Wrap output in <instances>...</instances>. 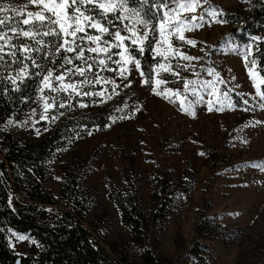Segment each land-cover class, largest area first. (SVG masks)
Masks as SVG:
<instances>
[{
	"label": "rangeland",
	"instance_id": "obj_1",
	"mask_svg": "<svg viewBox=\"0 0 264 264\" xmlns=\"http://www.w3.org/2000/svg\"><path fill=\"white\" fill-rule=\"evenodd\" d=\"M250 1L208 0L202 7L216 11L246 10ZM11 2L24 4L27 0ZM27 10L34 8L29 6ZM230 30L225 23L206 25L187 33L197 40L198 45L195 48L184 46L181 51L202 59L192 61L195 69L189 68L181 75L194 79L192 73L195 71L203 79H211L207 69L214 68L227 81L220 87L233 89L230 95L237 104L234 109L209 112L201 105L196 108V115L191 116L178 110L179 101L173 105L151 95L146 87L133 86L118 89L120 95L127 93L120 106L113 104L117 99L113 96L104 104L89 103L85 109H58L54 113L64 112V115L73 117L82 111L97 110L120 117L129 115L137 102L144 105L142 111L129 119L109 121L110 127L98 131L93 128L88 137L75 135L71 144L67 143L51 161L45 184L48 190L57 193L64 163L76 161L83 164L88 171L83 184L93 195L87 221L101 225L107 247L123 243L136 263L143 248L131 243L130 228L121 219L118 206L110 199L111 183L119 187L131 186L140 205L150 209L155 181L163 180L167 175L176 189L174 205L167 219L152 223L149 231L158 257L171 264H264V124L255 123L264 121V108L259 107L256 87L249 79L239 51L244 45L238 43ZM262 32L264 36V28ZM251 36L247 34L249 39ZM161 76L169 81L173 79L168 74L162 73ZM167 86L182 89L181 82ZM258 86L262 91L263 84ZM238 93L245 94L244 99L249 101L247 106L241 104ZM125 102L129 108L115 111ZM37 107L36 104L33 106ZM245 107L249 110L245 111ZM29 112L11 119L22 121ZM63 116L51 124L39 121L38 114L33 117L38 121L34 127L40 129L39 135L33 127L8 125L7 122L4 130L23 141H34L44 137ZM45 126L49 128L47 132L43 131ZM57 176L61 179H55ZM206 222L241 232L225 243L218 239L207 240L199 232V227ZM220 232L223 231L220 229ZM12 242L15 248L11 249L20 253L18 256L28 253L31 245L28 240L17 241L12 237Z\"/></svg>",
	"mask_w": 264,
	"mask_h": 264
},
{
	"label": "snow or ice",
	"instance_id": "obj_2",
	"mask_svg": "<svg viewBox=\"0 0 264 264\" xmlns=\"http://www.w3.org/2000/svg\"><path fill=\"white\" fill-rule=\"evenodd\" d=\"M134 3L135 0H27L24 4H14L11 0H0V68L5 70L0 74V88L8 95L20 92L25 78L35 80L32 102L38 106L31 108L24 120L8 119L7 124L33 127L39 135L40 129L34 127L38 121L33 119L37 114L39 121L55 123L64 115V112L54 114L58 109H85L89 103L104 104L120 95L118 89L133 86L146 87L151 95L173 105L179 101L178 110L191 116L196 115V108L201 105L209 112L236 108L230 95L233 89L220 87L227 81L214 68L207 69L211 79H203L195 71L192 73L194 79L181 75L189 68L195 69L192 61L202 59L181 51L184 46L195 48L198 45L187 33L206 25L227 23L226 13L202 7L208 0H154L151 3L138 0L133 6ZM146 3L148 8H145ZM29 6L34 10H26ZM197 9H200L199 13ZM262 41L264 36H251L239 49L249 79L256 87L255 96L259 97L260 108H264V92L258 85L264 84V77L259 74L258 60L253 52L259 55L258 45ZM146 52L151 57L147 62L144 61ZM162 73L173 79L162 78ZM176 82L182 83V89L167 86ZM97 85L100 86L98 89ZM244 95L238 93L241 104L247 106L249 101ZM29 99L25 95L21 102ZM125 108H129L126 102L115 111L122 112ZM143 108L144 105L137 102L129 115H109L107 120L129 119ZM244 110L249 109L245 107ZM255 123L264 124V121ZM79 127L92 135L93 129L84 124ZM99 127L93 124L95 130ZM103 127L108 128L110 124L105 122ZM48 130L47 126L43 128L45 132ZM75 135L79 137L80 132ZM67 140L70 145L72 138ZM8 203L11 207V196ZM7 231L11 233L9 248H15L12 237L38 244L12 228Z\"/></svg>",
	"mask_w": 264,
	"mask_h": 264
},
{
	"label": "trees",
	"instance_id": "obj_3",
	"mask_svg": "<svg viewBox=\"0 0 264 264\" xmlns=\"http://www.w3.org/2000/svg\"><path fill=\"white\" fill-rule=\"evenodd\" d=\"M151 2L154 0H148V3ZM148 3L145 8H148ZM224 12L230 34L240 45L249 41L247 34L262 36L264 0H251L246 10L241 8ZM258 46L260 53L257 56L253 52V56L258 60L260 75L264 77V41L259 42ZM150 59L146 52L144 61ZM4 71L0 68V74ZM35 85V80L25 78L20 92L5 95L0 88V229H3L0 231V264H16L18 260L20 264H171L157 256L149 232L152 223H161L171 214L176 189L169 176L155 181L150 209L140 205L138 195L131 186L119 187L111 183L110 199L118 206L121 219L130 228L131 243L143 248L138 263L123 243H113L107 247L101 225L87 221L93 195L83 184V177L88 174L83 164L76 161L64 163L57 193L46 188L50 163L60 152L56 149L63 151L68 143L67 138H74L76 132L88 137L79 127L81 124L91 129L93 124H97L99 129H104L103 123L109 122L107 117L110 112L82 111L73 117L66 114L44 137L23 141L4 130V126L8 119L19 117L35 106L32 102L35 99ZM7 86L11 89L10 84ZM25 95L30 99L22 103L21 97ZM126 95H119L113 104L120 106ZM10 196L11 207L8 203ZM8 228L33 238L38 244L31 243L28 253L18 256L8 246L11 235ZM199 229L203 238L218 239L223 243L233 240L241 232L227 230L221 224L212 222H206Z\"/></svg>",
	"mask_w": 264,
	"mask_h": 264
},
{
	"label": "water",
	"instance_id": "obj_4",
	"mask_svg": "<svg viewBox=\"0 0 264 264\" xmlns=\"http://www.w3.org/2000/svg\"><path fill=\"white\" fill-rule=\"evenodd\" d=\"M16 264H20V261L18 260Z\"/></svg>",
	"mask_w": 264,
	"mask_h": 264
}]
</instances>
